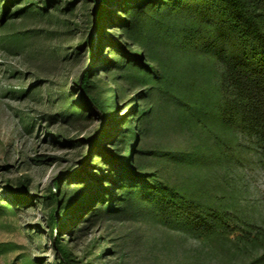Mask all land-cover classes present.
I'll use <instances>...</instances> for the list:
<instances>
[{"label": "rangeland", "instance_id": "1", "mask_svg": "<svg viewBox=\"0 0 264 264\" xmlns=\"http://www.w3.org/2000/svg\"><path fill=\"white\" fill-rule=\"evenodd\" d=\"M126 2L0 0V264H62L55 239L72 264H264L256 137L240 114L226 128L187 112L180 100L200 101L204 87L208 112L223 106L220 78L183 64L165 20L130 32ZM133 52L147 68L126 59ZM88 70L92 92L114 102L113 126L81 99ZM134 128L133 170L167 195L164 207L143 183L119 180L105 196L95 183L120 171L96 138L125 160Z\"/></svg>", "mask_w": 264, "mask_h": 264}, {"label": "trees", "instance_id": "2", "mask_svg": "<svg viewBox=\"0 0 264 264\" xmlns=\"http://www.w3.org/2000/svg\"><path fill=\"white\" fill-rule=\"evenodd\" d=\"M10 1L5 0V9L10 5ZM109 1L113 3L117 0ZM126 4H131L133 11L127 24L130 32L139 31L156 18L160 21L165 20L168 38L171 41L175 40L178 46L177 54L184 56L183 64L193 63L199 69L202 68L201 76H204L206 81L213 75H218L220 78L221 87L226 95L223 106L209 109L208 112L204 100L205 93L209 90L204 87L205 96L202 94L200 101L180 100L187 108V112L201 123H221L226 128L228 124L225 123H230L229 118L232 119L236 114H240V123H244V126L256 137L257 145L264 158V0H127ZM122 10L124 9L121 8ZM104 16L105 11L102 6L96 4L95 21L96 29L99 31H101ZM179 21L182 27L177 29ZM89 39H93L92 32L89 34ZM113 43L116 44L115 41ZM126 59L147 68L142 53L127 54ZM92 74V71L88 70L83 75L80 86L81 99L85 106L97 114L104 115L113 126L118 123L112 121L116 119L112 114L115 109L114 102H110V97L104 100L92 92L94 85H98L92 80ZM197 93L199 100L200 93ZM131 135L133 138L130 141ZM122 136V143L124 142V146L127 147L125 160L122 159L124 153L104 149L103 135L96 138V144L105 154L104 160L111 162L110 166L120 171L114 175L115 178L107 173L104 178H99L95 183L102 187L100 191L103 192V196L109 186L117 187L119 180L122 187L131 182L143 183L139 184L140 188H146L147 192L154 194L157 189L147 187L149 184L144 181V177L137 175L133 170L131 154L138 138L137 129L134 128ZM92 186L95 187L96 184ZM157 192L159 197L154 198L156 203L161 207L168 205L167 195L163 191ZM170 192L177 196L172 190ZM51 194L55 195L54 192ZM75 195L77 196L73 194V197ZM70 200L71 197H68V201ZM171 204L175 205V203ZM178 206L185 208L181 204ZM57 210L58 207L52 210V228L56 223ZM55 243L60 262L72 264L69 250L59 240L55 239Z\"/></svg>", "mask_w": 264, "mask_h": 264}, {"label": "water", "instance_id": "3", "mask_svg": "<svg viewBox=\"0 0 264 264\" xmlns=\"http://www.w3.org/2000/svg\"><path fill=\"white\" fill-rule=\"evenodd\" d=\"M80 86H81V80H80ZM100 115H102V114L100 113Z\"/></svg>", "mask_w": 264, "mask_h": 264}]
</instances>
